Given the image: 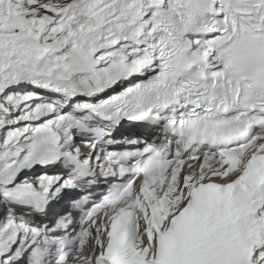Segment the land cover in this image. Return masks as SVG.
<instances>
[{
    "label": "snow or ice",
    "instance_id": "1",
    "mask_svg": "<svg viewBox=\"0 0 264 264\" xmlns=\"http://www.w3.org/2000/svg\"><path fill=\"white\" fill-rule=\"evenodd\" d=\"M0 264H264V0H0Z\"/></svg>",
    "mask_w": 264,
    "mask_h": 264
}]
</instances>
